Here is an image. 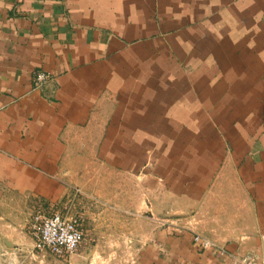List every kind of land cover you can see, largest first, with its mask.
Returning <instances> with one entry per match:
<instances>
[{"label": "crops", "instance_id": "obj_1", "mask_svg": "<svg viewBox=\"0 0 264 264\" xmlns=\"http://www.w3.org/2000/svg\"><path fill=\"white\" fill-rule=\"evenodd\" d=\"M73 184L136 264L264 259V0H0V264Z\"/></svg>", "mask_w": 264, "mask_h": 264}, {"label": "rangeland", "instance_id": "obj_2", "mask_svg": "<svg viewBox=\"0 0 264 264\" xmlns=\"http://www.w3.org/2000/svg\"><path fill=\"white\" fill-rule=\"evenodd\" d=\"M72 186L79 187L84 192V195L74 197L73 204L69 208L71 213H76L75 215L80 218L83 231L82 241L75 251L66 257H59L47 250L37 249L35 255L29 258L30 264H136L135 253L131 247L132 235L130 231L142 227L151 229L153 222H141L140 219L133 216V218H121L116 221L114 220L115 216L112 215L115 210L114 204L105 202L98 205L96 199L88 194L84 187L76 184L69 186L70 197ZM65 200L46 203L42 207L48 211L63 209ZM95 204L100 207H95ZM35 210L32 209L33 212ZM115 222H117L116 226ZM126 222L129 223L125 224ZM27 242H29V238H27ZM22 260L24 259L22 258Z\"/></svg>", "mask_w": 264, "mask_h": 264}, {"label": "built area", "instance_id": "obj_3", "mask_svg": "<svg viewBox=\"0 0 264 264\" xmlns=\"http://www.w3.org/2000/svg\"><path fill=\"white\" fill-rule=\"evenodd\" d=\"M50 74L43 70L34 73V86L39 87L49 79ZM72 195L67 197L63 209L52 211L43 207L35 210L28 221L33 246L38 250H47L59 257L70 256L83 239L80 218L69 211L74 197L84 195V192L76 186H72ZM192 243L199 250L209 249L218 256L231 257L236 264H264V259L255 252L236 255L224 245L215 242L211 238L194 232Z\"/></svg>", "mask_w": 264, "mask_h": 264}]
</instances>
